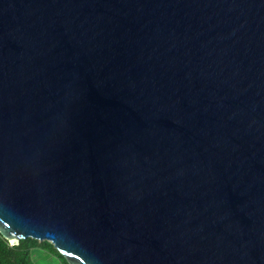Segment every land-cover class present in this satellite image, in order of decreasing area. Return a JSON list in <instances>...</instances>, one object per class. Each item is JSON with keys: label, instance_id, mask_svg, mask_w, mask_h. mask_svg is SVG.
Masks as SVG:
<instances>
[{"label": "water", "instance_id": "95a60500", "mask_svg": "<svg viewBox=\"0 0 264 264\" xmlns=\"http://www.w3.org/2000/svg\"><path fill=\"white\" fill-rule=\"evenodd\" d=\"M0 234L264 264V0H0Z\"/></svg>", "mask_w": 264, "mask_h": 264}, {"label": "trees", "instance_id": "16d2710c", "mask_svg": "<svg viewBox=\"0 0 264 264\" xmlns=\"http://www.w3.org/2000/svg\"><path fill=\"white\" fill-rule=\"evenodd\" d=\"M38 247L54 253L61 264H67L65 258L47 240H36L30 237L20 239L17 244H10L0 234V264H33L29 255V249Z\"/></svg>", "mask_w": 264, "mask_h": 264}, {"label": "rangeland", "instance_id": "374dc122", "mask_svg": "<svg viewBox=\"0 0 264 264\" xmlns=\"http://www.w3.org/2000/svg\"><path fill=\"white\" fill-rule=\"evenodd\" d=\"M29 255L33 264H61V260L54 253L42 248H30Z\"/></svg>", "mask_w": 264, "mask_h": 264}]
</instances>
